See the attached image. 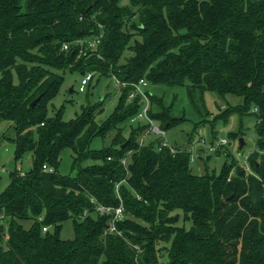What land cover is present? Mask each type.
Returning <instances> with one entry per match:
<instances>
[{
	"label": "trees",
	"instance_id": "trees-1",
	"mask_svg": "<svg viewBox=\"0 0 264 264\" xmlns=\"http://www.w3.org/2000/svg\"><path fill=\"white\" fill-rule=\"evenodd\" d=\"M67 71L124 84L105 122L101 105L70 122L48 115ZM140 81L185 87L198 112L206 92L241 97L220 118L255 117L251 171L231 161L199 177L187 146L146 142L148 121L131 122L146 106ZM148 100L162 131L182 122ZM3 122L31 168L0 194V264H264V0H0ZM95 138L110 141L92 151ZM65 151L75 177L58 172ZM67 221L72 240L60 237Z\"/></svg>",
	"mask_w": 264,
	"mask_h": 264
},
{
	"label": "rangeland",
	"instance_id": "rangeland-1",
	"mask_svg": "<svg viewBox=\"0 0 264 264\" xmlns=\"http://www.w3.org/2000/svg\"><path fill=\"white\" fill-rule=\"evenodd\" d=\"M82 75L78 72H65L64 82L58 95L48 106V115L54 116L61 111L63 121H73L80 115L83 108L98 107L101 105L102 112L96 114V122H105L116 108L120 94L113 79L99 78L93 76V80L83 93L79 92ZM139 93L144 95L145 102L149 97L155 103H149L152 114L161 110L170 117L180 119L182 122L175 127L162 131L158 122L154 125L162 131L157 137L147 136L146 142L161 139L169 146L184 148L187 146L190 163L189 168L196 176L202 177L205 174L215 173L218 175L224 165L235 161L241 168H249L248 160L256 151L255 117L251 114L239 117L231 115L226 121L220 118L228 108H238L243 105V99L235 95L219 97L215 93H204V110L198 112L190 103L185 87H171L167 85H153L148 82L139 86ZM158 103V104H157ZM9 123H0V194L9 184V176L12 173H27L31 168V157L25 154L19 161L13 159V146L4 140L5 134L9 132ZM239 133L235 138L233 134ZM127 131L125 136L127 137ZM244 146L239 150V140ZM224 140L226 145L218 149L217 153L209 152V148L218 141ZM110 139L102 141L99 138L93 139L90 150L99 151L104 148ZM88 162L81 166H87ZM78 168L73 166L72 154L65 151L61 155L58 172L62 176L75 177ZM24 228L31 226L30 221L23 222ZM7 229H5V236ZM4 236V240H5ZM63 240H72L74 232L71 221L63 224L60 232Z\"/></svg>",
	"mask_w": 264,
	"mask_h": 264
},
{
	"label": "built area",
	"instance_id": "built-area-1",
	"mask_svg": "<svg viewBox=\"0 0 264 264\" xmlns=\"http://www.w3.org/2000/svg\"><path fill=\"white\" fill-rule=\"evenodd\" d=\"M88 44V48L89 49H95L96 46L99 44V39H94V40H90L87 42ZM64 50H67V47L64 46ZM93 76L94 74L92 73H86L85 75L82 76L81 82H80V86H79V92L83 93L86 89V87L91 83V81L93 80ZM115 85L117 89H120L122 86H124V84L119 83L118 81H115ZM145 85V81H140L137 85H134L135 88V92L139 93V86ZM133 95L130 96V98H132ZM147 110H148V103L146 101V106L144 107V109L142 110V112H140L139 114H137L132 120L131 122L134 123L136 121H148V123L150 124V127L148 129L147 133L153 134V135H159L161 136L163 133L162 131H160L159 129L156 128V126L154 125V122L148 120L147 118ZM226 145V142L224 140L218 141L215 145H212L209 148V152L211 153H215L217 151V149L222 148ZM162 147H168L166 142L162 143ZM173 151V150H171ZM245 160H248L249 157L245 156L244 157ZM246 171L249 170V168H244ZM93 202V200H92ZM98 211L102 214H110V213H114V220H120L122 218V214H123V209L121 207L117 208V209H110V208H104V207H99ZM110 232L114 231V226L111 225L110 226ZM47 228H43V232H46Z\"/></svg>",
	"mask_w": 264,
	"mask_h": 264
},
{
	"label": "water",
	"instance_id": "water-1",
	"mask_svg": "<svg viewBox=\"0 0 264 264\" xmlns=\"http://www.w3.org/2000/svg\"><path fill=\"white\" fill-rule=\"evenodd\" d=\"M35 103H36V101H34V102L31 104V106H34ZM243 146H244V143H243V141L240 139V140H239V149H242ZM239 176H240V177L243 176V172H242V171L239 172ZM252 190H253V196H254L255 201H260V200L262 199V195L257 191V189H256L255 187H253Z\"/></svg>",
	"mask_w": 264,
	"mask_h": 264
}]
</instances>
